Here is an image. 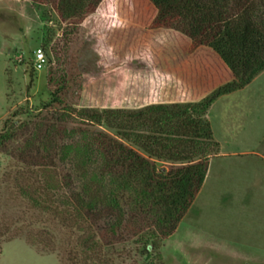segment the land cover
I'll return each instance as SVG.
<instances>
[{"label": "trees", "instance_id": "trees-1", "mask_svg": "<svg viewBox=\"0 0 264 264\" xmlns=\"http://www.w3.org/2000/svg\"><path fill=\"white\" fill-rule=\"evenodd\" d=\"M29 1L52 6L66 23L113 2L119 35L165 39L155 44L164 71L156 99L134 108H80L69 101L67 74L50 72L42 111H16L0 133V149L22 142L2 187L14 182L7 202L23 203L11 228L0 220V245L28 234L60 264H165L162 243L220 151L210 108L264 72V0ZM47 222L55 230L41 226Z\"/></svg>", "mask_w": 264, "mask_h": 264}, {"label": "rangeland", "instance_id": "rangeland-1", "mask_svg": "<svg viewBox=\"0 0 264 264\" xmlns=\"http://www.w3.org/2000/svg\"><path fill=\"white\" fill-rule=\"evenodd\" d=\"M118 13L113 2H106L85 21L66 23L50 5L0 0V133L6 119L16 111H30L31 117L42 111L50 99L47 79L51 71L67 74L72 84L69 101L80 108H108L118 104L134 108L156 99L159 71L164 68L156 58L159 48L155 44L165 39L119 35L123 19ZM39 48L46 53L47 65L36 71L34 55ZM74 75L79 77V82L73 80ZM229 96L231 100L226 105L231 106L230 113L235 112L233 118L224 112L223 100L215 107L217 116L211 108L208 112L210 123V116L213 118L214 137L220 151L211 157L212 176L204 194L195 201L196 206L190 209L177 232L162 243L165 264H264V219L253 221L251 213L244 215L239 205H225L220 198L226 181V171L222 169L227 159H234L224 153L243 150L264 153V72L243 92ZM243 104H248V109L241 115L236 107ZM21 143L0 149L3 231L11 228V218L23 211L21 202L14 205L7 202L16 191L15 183L2 187L4 175L10 171L8 166L13 164L12 157ZM162 165L166 169L170 167L166 163ZM29 216L36 221L39 213ZM258 216L264 217L263 208ZM43 220L49 218L44 216ZM41 226L55 230L51 222ZM38 229L31 236L37 241ZM29 238L23 234L20 239L2 243L0 264H60L56 255L42 252L43 247L32 244Z\"/></svg>", "mask_w": 264, "mask_h": 264}, {"label": "crops", "instance_id": "crops-1", "mask_svg": "<svg viewBox=\"0 0 264 264\" xmlns=\"http://www.w3.org/2000/svg\"><path fill=\"white\" fill-rule=\"evenodd\" d=\"M244 89H242V92L244 91ZM229 95H233V93ZM229 95H226L225 97H222L218 101H216L212 105L211 110H215V107L218 106V103L223 100L222 102L225 103V105H223L224 112L227 114V117L231 116V118H233V114L235 112L230 113L231 106L229 104L228 106L226 105V103L231 100ZM236 108L238 109V114L240 113L242 115L243 111L248 109V104H243ZM217 112L218 111L215 110L214 116L218 115ZM210 120L215 135V127L212 121L213 118H211V116ZM228 155H231L234 159H227ZM224 156L227 157V163L223 167L222 172L226 171V181L222 196L220 197L221 202L223 201L225 205H239V208L242 209L244 215L251 213L253 221H262L264 217H257V213L262 208L264 209V207H261V205L263 206L264 204V153L258 151L243 150L224 153ZM211 176V169H209L206 181L196 200L201 198L204 194L206 186L211 180ZM196 204L197 203H194L195 206Z\"/></svg>", "mask_w": 264, "mask_h": 264}, {"label": "built area", "instance_id": "built-area-1", "mask_svg": "<svg viewBox=\"0 0 264 264\" xmlns=\"http://www.w3.org/2000/svg\"><path fill=\"white\" fill-rule=\"evenodd\" d=\"M35 64L34 68L36 71L43 70L47 65V57L44 49L39 48L35 51Z\"/></svg>", "mask_w": 264, "mask_h": 264}]
</instances>
